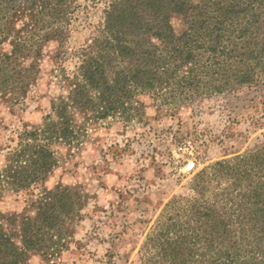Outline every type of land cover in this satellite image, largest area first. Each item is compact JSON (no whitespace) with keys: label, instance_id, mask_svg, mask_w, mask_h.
Here are the masks:
<instances>
[{"label":"trees","instance_id":"1","mask_svg":"<svg viewBox=\"0 0 264 264\" xmlns=\"http://www.w3.org/2000/svg\"><path fill=\"white\" fill-rule=\"evenodd\" d=\"M78 7L77 0H0V101L24 100L35 78H18L16 60L36 61L49 41L65 44ZM105 13L101 34L83 49L74 76L64 66L54 70L67 94L53 99L42 127L21 133L10 160L26 173L22 180L29 177L26 164L35 173L27 182L15 178L17 187L47 174L53 143L79 139L77 110L131 122L143 118L142 95L175 110L243 85H264V0H110ZM66 53L61 48L56 58L61 62ZM240 160L238 170H214V194L207 183L195 186L196 196L165 206L148 235L144 262L264 264V147ZM43 204L27 220L22 246L0 223V264H29L30 251L59 253L58 244L44 242L59 219L52 202Z\"/></svg>","mask_w":264,"mask_h":264},{"label":"rangeland","instance_id":"2","mask_svg":"<svg viewBox=\"0 0 264 264\" xmlns=\"http://www.w3.org/2000/svg\"><path fill=\"white\" fill-rule=\"evenodd\" d=\"M77 2L65 44L49 41L36 61L16 60L18 78H35L24 100L14 106L0 101V223L22 246L27 220L50 201L60 221L44 242L58 244L59 253L30 251L29 264H147L145 243L165 206L196 196L195 186L207 183L214 194V170H238L241 157L264 147V85H243L175 110L142 95L143 118L131 122L77 110L79 139L53 143L47 174L17 187L15 178L27 182L35 173L24 163L29 177L22 180L26 173L10 160L21 133L42 127L53 99L67 94L54 70L64 66L74 76L83 49L105 24L110 0ZM173 23L182 29L181 17ZM61 48L67 53L60 62Z\"/></svg>","mask_w":264,"mask_h":264}]
</instances>
